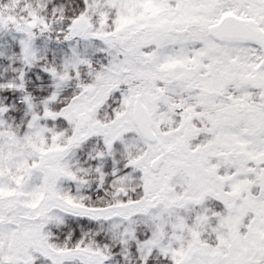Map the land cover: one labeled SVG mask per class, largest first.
Segmentation results:
<instances>
[{"label":"snow or ice","instance_id":"snow-or-ice-1","mask_svg":"<svg viewBox=\"0 0 264 264\" xmlns=\"http://www.w3.org/2000/svg\"><path fill=\"white\" fill-rule=\"evenodd\" d=\"M0 264H264V0H0Z\"/></svg>","mask_w":264,"mask_h":264}]
</instances>
